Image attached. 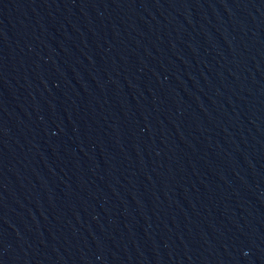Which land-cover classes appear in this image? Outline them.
<instances>
[{
    "label": "water",
    "instance_id": "1",
    "mask_svg": "<svg viewBox=\"0 0 264 264\" xmlns=\"http://www.w3.org/2000/svg\"><path fill=\"white\" fill-rule=\"evenodd\" d=\"M0 264H264V0H0Z\"/></svg>",
    "mask_w": 264,
    "mask_h": 264
}]
</instances>
